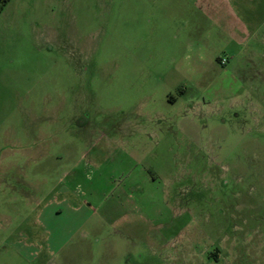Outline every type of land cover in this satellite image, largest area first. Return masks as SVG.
<instances>
[{"label": "rangeland", "instance_id": "obj_1", "mask_svg": "<svg viewBox=\"0 0 264 264\" xmlns=\"http://www.w3.org/2000/svg\"><path fill=\"white\" fill-rule=\"evenodd\" d=\"M0 264H264V0H11Z\"/></svg>", "mask_w": 264, "mask_h": 264}, {"label": "trees", "instance_id": "obj_2", "mask_svg": "<svg viewBox=\"0 0 264 264\" xmlns=\"http://www.w3.org/2000/svg\"><path fill=\"white\" fill-rule=\"evenodd\" d=\"M11 0H0V12H2L4 10V8L7 6V4L10 2ZM217 251L215 250L212 255L214 256V258H218L217 255Z\"/></svg>", "mask_w": 264, "mask_h": 264}, {"label": "built area", "instance_id": "obj_3", "mask_svg": "<svg viewBox=\"0 0 264 264\" xmlns=\"http://www.w3.org/2000/svg\"><path fill=\"white\" fill-rule=\"evenodd\" d=\"M227 59H225V58H223V59H221L220 60V63L222 64V65H226L227 64Z\"/></svg>", "mask_w": 264, "mask_h": 264}, {"label": "crops", "instance_id": "obj_4", "mask_svg": "<svg viewBox=\"0 0 264 264\" xmlns=\"http://www.w3.org/2000/svg\"><path fill=\"white\" fill-rule=\"evenodd\" d=\"M223 66H225V65H223Z\"/></svg>", "mask_w": 264, "mask_h": 264}]
</instances>
